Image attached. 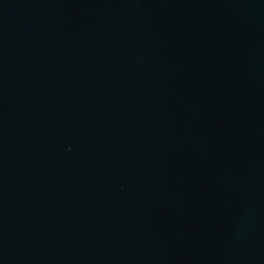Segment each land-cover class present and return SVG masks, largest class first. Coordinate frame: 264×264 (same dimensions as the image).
<instances>
[{
  "label": "water",
  "instance_id": "water-1",
  "mask_svg": "<svg viewBox=\"0 0 264 264\" xmlns=\"http://www.w3.org/2000/svg\"><path fill=\"white\" fill-rule=\"evenodd\" d=\"M0 264H264V0H0Z\"/></svg>",
  "mask_w": 264,
  "mask_h": 264
}]
</instances>
